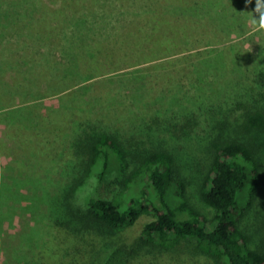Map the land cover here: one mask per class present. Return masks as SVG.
<instances>
[{
    "label": "trees",
    "instance_id": "obj_1",
    "mask_svg": "<svg viewBox=\"0 0 264 264\" xmlns=\"http://www.w3.org/2000/svg\"><path fill=\"white\" fill-rule=\"evenodd\" d=\"M261 15L264 0H0V166L7 170L14 157L38 173L37 165L45 170L56 158L51 169L75 174L62 216L43 221L34 258L264 264V243H251L246 230L251 210H264L256 204L264 186ZM245 35L255 51L243 48ZM139 66L142 75L123 80L122 70ZM202 69L230 77L223 99L210 84L211 99L197 108L185 91L204 85ZM156 103L162 111L132 124L137 133L125 138L113 126ZM166 113L173 129L153 126ZM181 129L206 155L192 189L167 135ZM111 164L131 165L123 197L96 193L88 210H74L77 190ZM181 239L194 241L198 253L175 250Z\"/></svg>",
    "mask_w": 264,
    "mask_h": 264
},
{
    "label": "rangeland",
    "instance_id": "obj_2",
    "mask_svg": "<svg viewBox=\"0 0 264 264\" xmlns=\"http://www.w3.org/2000/svg\"><path fill=\"white\" fill-rule=\"evenodd\" d=\"M23 10L24 12H28L25 8ZM184 11L188 13L185 8ZM249 24V27H254V23H250L249 21ZM246 37L248 35L241 37L244 40V43L242 42L243 48L255 51L256 42H249V40H246ZM237 42L239 43L240 40ZM222 46H225V43L211 45V47H208V50L209 48H214V50L219 49ZM214 50H211L209 53H214ZM122 71V75H120L121 77L123 76L124 81H132L133 78H130L132 74L142 75L144 73L141 66ZM202 71L204 75H202L201 82H204V85L191 89L188 87L185 91L187 94L186 98L190 99L189 101L195 102L196 107L201 104L199 102L211 99L210 84L213 90L218 89V92L220 90L215 95L216 100L223 99L227 94L226 78L230 77H221L218 80V78L214 79V72L208 74L205 73L206 69H202ZM137 77L140 80L139 76ZM178 104L180 103L170 101L172 107H177ZM149 107L150 110L146 112V115L136 111L122 120L115 121L117 124H113V126L118 127L119 133L121 136L124 134L125 138L133 131L137 133L140 130L131 129L132 124L135 126L137 123V125L147 123L146 121L152 116L150 113H153V110L159 109V112H161L163 109V106L158 103ZM169 117L170 115L166 113L163 117L156 118L158 123L153 126H160L164 123L166 127L172 128ZM161 126L163 127V124ZM140 128L145 129L146 125H142ZM157 131L158 134L155 131V135L157 136L165 133L161 130ZM167 135L170 141L169 145L173 148L177 161L182 166L183 173L189 178L192 189L195 183L194 180L200 176L203 167L202 163L206 162L205 152L202 151L201 144L194 143V139V141L191 140V132H187L186 129L179 130L175 137H169V133ZM153 137L156 138V136ZM55 160L56 158L52 159L51 166H53ZM23 163L24 166L21 168L14 160V157L12 160L11 157H8V169L3 170L0 166V264H42L37 258H34L33 248L43 238V221L49 216L59 218L62 216L60 212H63L65 209L63 202H65L64 200L67 195L65 187L68 186L71 178L75 175L73 172L71 173L70 167L55 170L54 167L51 169L50 166L42 170L40 169L42 167L40 165L36 166L38 173H31L27 170L33 166L31 161L23 159ZM130 170L131 165L120 168L116 164H111L109 170L101 177L94 174L89 176L85 184L77 190L72 198L74 210H88L87 199L96 193L106 197H123L120 182ZM196 199L200 202L197 197ZM175 202L174 198L170 199L171 205ZM256 204H258L257 207L259 208L264 205V186ZM251 211V214L246 218L248 224L246 230L251 237V243H258L257 241L264 243V218L262 216L264 210ZM208 212L211 214L210 211ZM145 219V216L141 218V220ZM173 247L179 252L198 253L194 241L181 239ZM119 252L121 257L125 256L123 250ZM183 264L194 263L186 261Z\"/></svg>",
    "mask_w": 264,
    "mask_h": 264
},
{
    "label": "clouds",
    "instance_id": "obj_3",
    "mask_svg": "<svg viewBox=\"0 0 264 264\" xmlns=\"http://www.w3.org/2000/svg\"><path fill=\"white\" fill-rule=\"evenodd\" d=\"M259 27L264 28V15H261L259 18Z\"/></svg>",
    "mask_w": 264,
    "mask_h": 264
}]
</instances>
